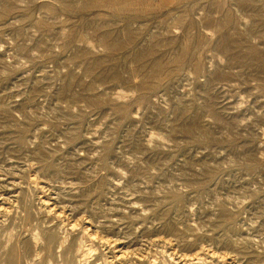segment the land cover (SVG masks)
I'll list each match as a JSON object with an SVG mask.
<instances>
[{"label":"rangeland","instance_id":"obj_1","mask_svg":"<svg viewBox=\"0 0 264 264\" xmlns=\"http://www.w3.org/2000/svg\"><path fill=\"white\" fill-rule=\"evenodd\" d=\"M260 54L264 0H0V264H264Z\"/></svg>","mask_w":264,"mask_h":264},{"label":"bare ground","instance_id":"obj_2","mask_svg":"<svg viewBox=\"0 0 264 264\" xmlns=\"http://www.w3.org/2000/svg\"><path fill=\"white\" fill-rule=\"evenodd\" d=\"M259 57L263 58L264 55L263 54H260ZM261 63V62H260ZM264 65V64H263ZM262 69H264V66H262ZM48 204V203H47ZM53 208H51L52 210ZM1 210V209H0ZM54 210V209H53ZM50 212V211H49ZM57 212V211H56ZM58 213V212H57ZM59 214V213H58ZM57 214V215H58ZM59 216V215H58ZM73 225V224H72ZM71 227V226H70ZM76 227V226H75ZM72 228V227H71ZM79 228V227H78ZM90 229V228H89ZM90 231V230H89ZM88 231V228L87 226L84 227L82 229V232H81V235H82V238L84 237V235H89L91 233H89ZM92 235V234H91ZM99 236V235H98ZM90 237V235H89ZM93 237V236H92ZM90 237V238H92ZM95 239L96 236H94ZM99 238V237H98ZM47 240L49 243L53 242L56 240V235L54 233H48L47 234ZM101 240V239H100ZM106 241V240H104ZM103 240H101V242H104ZM111 241V240H110ZM118 243V242H117ZM72 247H76L77 249L81 247V242L78 243L77 239L72 243ZM125 255V254H124ZM21 254H19V251L17 250V247H14L12 249H10L8 252H7V258H6V264H21ZM186 257V256H185ZM188 257V256H187ZM124 258V257H123ZM200 258V257H199ZM197 258V259H199ZM201 259V258H200ZM155 262V261H154ZM38 263V262H37Z\"/></svg>","mask_w":264,"mask_h":264}]
</instances>
